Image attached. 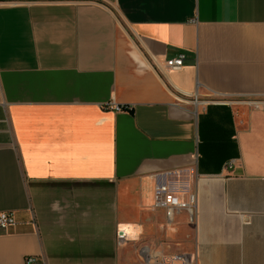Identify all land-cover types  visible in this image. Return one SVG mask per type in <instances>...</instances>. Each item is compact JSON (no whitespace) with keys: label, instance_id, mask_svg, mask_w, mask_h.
Listing matches in <instances>:
<instances>
[{"label":"crops","instance_id":"obj_1","mask_svg":"<svg viewBox=\"0 0 264 264\" xmlns=\"http://www.w3.org/2000/svg\"><path fill=\"white\" fill-rule=\"evenodd\" d=\"M3 212L0 264H264V0H0Z\"/></svg>","mask_w":264,"mask_h":264},{"label":"built area","instance_id":"obj_2","mask_svg":"<svg viewBox=\"0 0 264 264\" xmlns=\"http://www.w3.org/2000/svg\"><path fill=\"white\" fill-rule=\"evenodd\" d=\"M185 56H180L176 59H171L166 62V68L168 70H179L184 65ZM197 103V100L195 101ZM116 111H124L128 110L126 107H115ZM234 161H230L226 168L232 169L234 167ZM168 187L160 186L156 191V206L159 208L166 209V216L169 222H172L175 217L176 211L179 209L185 210L193 216V213L196 208V197L194 195H190L189 200L185 203H179L176 198L172 195L167 194ZM17 222L13 213L3 212L0 213V229L7 230L11 227L16 226ZM174 260L185 261V257H175ZM23 264H47L42 257L39 256H28L25 257Z\"/></svg>","mask_w":264,"mask_h":264}]
</instances>
